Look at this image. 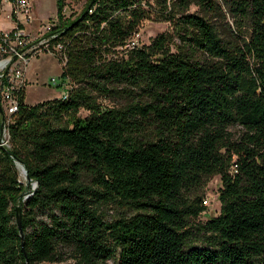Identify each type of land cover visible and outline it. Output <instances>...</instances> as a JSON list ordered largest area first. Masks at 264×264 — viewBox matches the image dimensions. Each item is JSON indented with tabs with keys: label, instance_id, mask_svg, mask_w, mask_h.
Segmentation results:
<instances>
[{
	"label": "trees",
	"instance_id": "1",
	"mask_svg": "<svg viewBox=\"0 0 264 264\" xmlns=\"http://www.w3.org/2000/svg\"><path fill=\"white\" fill-rule=\"evenodd\" d=\"M145 20L170 29L126 48ZM53 31L70 87L10 115L0 264L264 260V0H87ZM213 176L219 211L192 224Z\"/></svg>",
	"mask_w": 264,
	"mask_h": 264
},
{
	"label": "rangeland",
	"instance_id": "2",
	"mask_svg": "<svg viewBox=\"0 0 264 264\" xmlns=\"http://www.w3.org/2000/svg\"><path fill=\"white\" fill-rule=\"evenodd\" d=\"M63 1L64 6L62 7V11H64V15L62 20H65V18H72L76 16L87 0ZM30 4L35 22L33 24L24 25L26 32H32L33 26L47 22L49 18L57 15L55 0H30ZM10 6L11 3L5 2L3 3L2 9L0 11V28L2 29H8L12 26L10 19L7 16ZM197 8L198 7L191 5L189 11L195 12L197 11ZM226 20L231 24L230 18L227 17ZM60 22H57L56 25L60 24ZM218 22L222 23L223 21ZM167 29H170V26L167 22L145 20L138 27V43L140 45L149 44L155 35ZM25 78L26 86L24 90V101L29 105H34L53 99H60L63 93L70 87L68 79L62 75V66L58 62L57 57L44 50L33 54L29 58L26 65ZM103 102L106 104L108 101ZM85 114H87V111H80L81 116ZM231 129L232 131L234 130V128ZM2 144L5 147V143ZM18 173L20 181L25 182V176L19 168ZM220 185L221 183L219 177L213 176L198 192L197 195L200 197L201 204L205 206V209L196 219L191 221L192 224L204 222L208 218L215 216L218 213L220 207L218 200V189ZM119 211V207L115 204H112L109 208L104 209L106 216L109 218L116 217ZM64 251V259L62 261L46 262L45 264H75L74 260L68 255V252H66V249H64ZM109 264L115 263L110 260ZM259 264H264V260H261Z\"/></svg>",
	"mask_w": 264,
	"mask_h": 264
},
{
	"label": "built area",
	"instance_id": "3",
	"mask_svg": "<svg viewBox=\"0 0 264 264\" xmlns=\"http://www.w3.org/2000/svg\"><path fill=\"white\" fill-rule=\"evenodd\" d=\"M5 2L11 3L7 16L12 26L8 29L0 28V107L2 118H6L0 125V139L7 147V123L10 115L18 110L20 97L24 94L29 58L41 50L61 57L62 63L65 58L62 44L52 41L57 16L33 26V31L29 33L25 31L24 25L35 22L30 0H2L0 11ZM62 14L64 15V11ZM137 38L136 32L127 40L125 47L133 48L138 45Z\"/></svg>",
	"mask_w": 264,
	"mask_h": 264
},
{
	"label": "water",
	"instance_id": "4",
	"mask_svg": "<svg viewBox=\"0 0 264 264\" xmlns=\"http://www.w3.org/2000/svg\"><path fill=\"white\" fill-rule=\"evenodd\" d=\"M0 112H1V107H0ZM15 164H16L17 168H19L22 171V173L24 174L27 184L30 183V177H29V175L27 173V169L24 167V165L18 160H15ZM35 187H36V182H32L31 189H33ZM22 195H23V198H25L27 196V193H24ZM15 219H16V224L18 227V233H19V236L21 238V246L23 247L24 234H23V230H22V226H21V205L20 204H17L15 206Z\"/></svg>",
	"mask_w": 264,
	"mask_h": 264
},
{
	"label": "bare ground",
	"instance_id": "5",
	"mask_svg": "<svg viewBox=\"0 0 264 264\" xmlns=\"http://www.w3.org/2000/svg\"><path fill=\"white\" fill-rule=\"evenodd\" d=\"M65 93H66V92H64V95H65ZM2 143H3V142H2V140L0 139V145H1V146H4Z\"/></svg>",
	"mask_w": 264,
	"mask_h": 264
}]
</instances>
